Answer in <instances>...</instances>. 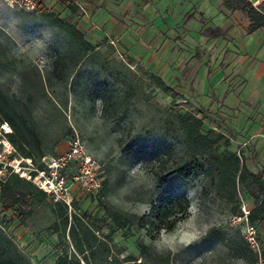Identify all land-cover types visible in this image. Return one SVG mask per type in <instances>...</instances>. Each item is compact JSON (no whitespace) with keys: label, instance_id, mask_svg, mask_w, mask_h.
<instances>
[{"label":"rangeland","instance_id":"374dc122","mask_svg":"<svg viewBox=\"0 0 264 264\" xmlns=\"http://www.w3.org/2000/svg\"><path fill=\"white\" fill-rule=\"evenodd\" d=\"M249 1L260 7L263 0ZM55 18L76 25L94 47L82 63L75 65L77 48ZM262 67L264 29L250 33L246 13L224 0H44L34 13L0 0V86L32 119L45 157L78 137L103 180L97 193L75 188L65 231L51 198L41 205L22 198L8 208L1 194L8 175L0 182L4 237L25 264H255L245 228H257L264 249V221L246 220L256 202L240 185L220 194L218 180L205 175L176 184L190 214L163 232L175 237L170 247L129 220L149 215L157 196L155 162L132 161L128 146L160 139L181 152L176 117L193 114L204 132L223 136L218 156L235 154L252 173L262 172L264 86L251 74ZM12 145L14 156L26 159Z\"/></svg>","mask_w":264,"mask_h":264},{"label":"trees","instance_id":"16d2710c","mask_svg":"<svg viewBox=\"0 0 264 264\" xmlns=\"http://www.w3.org/2000/svg\"><path fill=\"white\" fill-rule=\"evenodd\" d=\"M224 5L227 9H242L246 13L250 33L264 29V0L260 7H256L249 0H224ZM73 8L74 4L71 5L74 12ZM53 24L65 32L72 45L77 48L75 65L82 63L84 58L93 52L94 47L85 40L82 32L69 20L55 18ZM158 82L163 86L160 80ZM176 119L178 130L184 136V149L181 152H176L174 143L166 144L160 139L156 141L136 139L129 144L128 156L132 161L144 164L155 162V167L151 172L156 181L157 201L151 203L152 211L149 215L142 217L126 215V217L144 229L152 239H156L162 232H173L178 224L186 220L190 214V202L185 195L175 192L176 184L188 183L205 175L211 178L212 182L218 180L215 184L220 194L236 191L238 185L245 188L256 202L255 208L249 215V220L252 223L258 220L264 221V170L257 174L252 173L245 161L235 154L218 156L216 148L223 140V136L215 131L204 132L202 121L197 116L178 115ZM3 122L8 123L13 130L9 136L10 141L24 151L26 159H31L36 165L41 166L45 155L42 141L32 119L19 110L16 102L0 86V125ZM32 148L37 149L40 164ZM205 157L206 160L203 159ZM1 194L8 208L15 207L22 198H29L38 205L47 203L49 198L34 181L23 179L18 174L8 176L1 188ZM51 208L66 231L69 227L68 206L64 203L53 202ZM122 218H124L123 215L116 221L120 222ZM72 236L75 238L74 230ZM77 248L81 254L86 252L81 242ZM141 249L146 253L149 251L146 246H142ZM255 262L256 258L253 260V263ZM0 264H25L22 255L4 237L1 230Z\"/></svg>","mask_w":264,"mask_h":264},{"label":"built area","instance_id":"2783aa9c","mask_svg":"<svg viewBox=\"0 0 264 264\" xmlns=\"http://www.w3.org/2000/svg\"><path fill=\"white\" fill-rule=\"evenodd\" d=\"M9 5L27 13L37 12L39 0H5ZM13 133L11 126L3 122L0 125V182L10 174L34 181L54 202L66 204L71 208L76 187L85 193H97L102 189L100 166L85 150L78 137L67 141L65 152L44 157L41 166L31 159H18L9 140ZM250 211H246L248 220ZM245 239L256 254L255 264H264V249L259 241V231L251 224L245 228Z\"/></svg>","mask_w":264,"mask_h":264},{"label":"crops","instance_id":"0c3cea01","mask_svg":"<svg viewBox=\"0 0 264 264\" xmlns=\"http://www.w3.org/2000/svg\"><path fill=\"white\" fill-rule=\"evenodd\" d=\"M42 1H44V0H39V5L41 4V2ZM251 74H254V79H256V81L258 82L259 81V83H257V85H259V86H264V67H262V68H260L256 73L255 72H253V71H251ZM222 78H224V75H221L218 79H217V81H221V79ZM216 81V83H218ZM256 85V86H257ZM213 87V86H212ZM209 87H207V89H208ZM254 88L253 89H251V91L248 93V95H247V98L249 99V98H252L253 96H254ZM260 97L262 98V103H261V105L262 106H264V91H262L261 92V94H260ZM240 97L238 96V99H239ZM237 99V100H238ZM234 99L232 98V100L230 101V102H232V103H235L234 101H233ZM236 100V101H237ZM264 120V119H263ZM263 124L260 126V130H259V132L260 133H262V132H264V122H262Z\"/></svg>","mask_w":264,"mask_h":264},{"label":"snow or ice","instance_id":"6c2138e0","mask_svg":"<svg viewBox=\"0 0 264 264\" xmlns=\"http://www.w3.org/2000/svg\"><path fill=\"white\" fill-rule=\"evenodd\" d=\"M194 211V210H193ZM175 239V237H170L168 235L163 236V239L161 240V244L171 246L172 241Z\"/></svg>","mask_w":264,"mask_h":264},{"label":"clouds","instance_id":"9594fccd","mask_svg":"<svg viewBox=\"0 0 264 264\" xmlns=\"http://www.w3.org/2000/svg\"><path fill=\"white\" fill-rule=\"evenodd\" d=\"M166 234L165 233H161V240L163 239V236H165Z\"/></svg>","mask_w":264,"mask_h":264}]
</instances>
